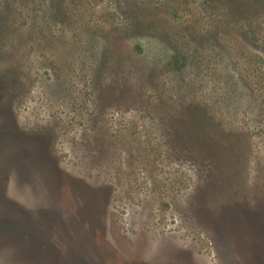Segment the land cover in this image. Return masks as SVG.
I'll return each mask as SVG.
<instances>
[{
  "label": "rangeland",
  "instance_id": "obj_1",
  "mask_svg": "<svg viewBox=\"0 0 264 264\" xmlns=\"http://www.w3.org/2000/svg\"><path fill=\"white\" fill-rule=\"evenodd\" d=\"M138 1L0 0V264H264V0Z\"/></svg>",
  "mask_w": 264,
  "mask_h": 264
},
{
  "label": "trees",
  "instance_id": "obj_2",
  "mask_svg": "<svg viewBox=\"0 0 264 264\" xmlns=\"http://www.w3.org/2000/svg\"><path fill=\"white\" fill-rule=\"evenodd\" d=\"M147 1V0H146ZM209 1H212V2H214L215 4L217 3V2H221V3H223L224 5H225V3L224 2H226V1H229V0H209ZM235 1H237L238 3L239 2H241L242 0H235ZM263 0H253V2H262ZM75 3V2H74ZM87 3H88V5H89V7H91V8H93V6L95 5V0H87ZM138 5H141L140 7H137L136 6V8H135V11H137V14H136V16H137V19L138 20H135V21H132L131 19H127V22L130 24V22L133 24H148L149 26H153V25H155L156 24V21L154 20V18L153 17H151L152 15H151V13H149V11L147 10V8H146V6H145V4L144 3H142L141 1H138L137 0V2H136ZM75 4H79L78 3V1H77V3H75ZM78 11H79V8H76ZM244 12L246 13V10H244ZM64 14V13H63ZM242 15H244V14H242ZM80 17L81 18H83V16H82V14L80 13ZM178 17H179V15H178ZM129 20H130V22H129ZM182 56H186V54L184 53V54H182Z\"/></svg>",
  "mask_w": 264,
  "mask_h": 264
}]
</instances>
